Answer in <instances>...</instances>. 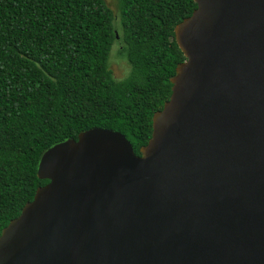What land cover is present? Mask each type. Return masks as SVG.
I'll use <instances>...</instances> for the list:
<instances>
[{
  "label": "water",
  "instance_id": "95a60500",
  "mask_svg": "<svg viewBox=\"0 0 264 264\" xmlns=\"http://www.w3.org/2000/svg\"><path fill=\"white\" fill-rule=\"evenodd\" d=\"M193 1L146 145L92 127L44 149L0 264H264V0Z\"/></svg>",
  "mask_w": 264,
  "mask_h": 264
},
{
  "label": "trees",
  "instance_id": "16d2710c",
  "mask_svg": "<svg viewBox=\"0 0 264 264\" xmlns=\"http://www.w3.org/2000/svg\"><path fill=\"white\" fill-rule=\"evenodd\" d=\"M0 0V233L33 199L42 151L92 127L139 154L184 56L174 26L193 0ZM117 34V37H116ZM130 65L116 79L112 45Z\"/></svg>",
  "mask_w": 264,
  "mask_h": 264
},
{
  "label": "rangeland",
  "instance_id": "374dc122",
  "mask_svg": "<svg viewBox=\"0 0 264 264\" xmlns=\"http://www.w3.org/2000/svg\"><path fill=\"white\" fill-rule=\"evenodd\" d=\"M107 5L113 10L115 17L118 14L117 0H105ZM120 47L119 42L112 45L109 54V67L112 70L113 76L116 79L125 78L130 72V65L127 63L126 59L123 58L119 53L118 49Z\"/></svg>",
  "mask_w": 264,
  "mask_h": 264
}]
</instances>
